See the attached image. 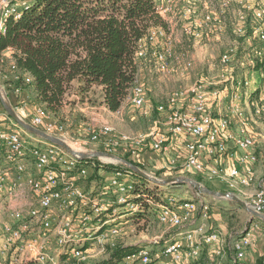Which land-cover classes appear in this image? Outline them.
Masks as SVG:
<instances>
[{
  "label": "built area",
  "instance_id": "1",
  "mask_svg": "<svg viewBox=\"0 0 264 264\" xmlns=\"http://www.w3.org/2000/svg\"><path fill=\"white\" fill-rule=\"evenodd\" d=\"M155 9L166 26L152 28L139 42L135 56L139 66L154 62L159 72L186 78L194 63L184 59L185 53L178 56L176 35L196 46L219 43L232 10L236 14L230 23L232 33L236 41L251 49L242 55L239 46L228 45L221 51L219 64L214 65L216 77L203 75L156 106L147 86L137 77L127 100L144 116H151L153 110L159 115L153 131L142 142L150 139L153 151L176 148L182 152L162 171L193 173L224 186L227 193L244 199L253 211L264 215V184L251 197L247 198L246 192L253 183L259 157L242 105L249 99L246 94V100L242 98L241 90L250 91L254 83L236 75L238 67L249 70L264 62V0H155ZM20 14L18 4L0 1V36L6 33L7 20ZM5 66L13 73L12 80H19L16 64L0 58V72ZM23 81L30 85L33 78L24 75ZM13 91L22 92L19 87ZM251 105L256 117L264 116V92ZM26 122L68 143L65 126L43 106L36 107ZM111 131L88 130L93 141ZM120 140L126 147L130 138L124 135ZM94 159L103 165L122 166L105 158ZM89 160L93 159L82 160L27 132L0 110V264L4 259L7 264H104L109 261V248L126 246L118 240L134 235L135 216L145 211L149 200L137 193L138 184L124 171L108 173L98 191H87L83 180L97 166L94 161L87 164ZM166 199L156 205V217L167 233L116 264H201L211 246L212 264H226L227 258L229 264H247L257 223L252 222L247 232L236 238L230 234L227 240L221 230L207 227L213 209L207 200L174 195Z\"/></svg>",
  "mask_w": 264,
  "mask_h": 264
},
{
  "label": "trees",
  "instance_id": "2",
  "mask_svg": "<svg viewBox=\"0 0 264 264\" xmlns=\"http://www.w3.org/2000/svg\"><path fill=\"white\" fill-rule=\"evenodd\" d=\"M8 1L18 4L21 12L19 18L7 20L6 33L0 36V58L17 66L19 80H11V85L21 90L22 86H32L36 102L59 119L64 118L62 113L69 103L104 105L118 112L137 79L139 65L135 56L139 42L152 28L166 26L156 14L155 0ZM8 52L11 58L6 56ZM253 70L264 75V62ZM24 75L31 76L33 83L26 85ZM259 80L251 96L253 105L264 91V76ZM92 161L97 166L86 179L92 186H98L99 179L105 180L101 175L103 166L109 173L124 169L121 165H103L97 159L86 163ZM197 180L203 182L200 177ZM137 193L147 194L140 186ZM135 218L143 216L139 214ZM135 251L136 248L121 244L109 248V261L104 264H116ZM262 263L263 258L258 259L257 264Z\"/></svg>",
  "mask_w": 264,
  "mask_h": 264
},
{
  "label": "rangeland",
  "instance_id": "3",
  "mask_svg": "<svg viewBox=\"0 0 264 264\" xmlns=\"http://www.w3.org/2000/svg\"><path fill=\"white\" fill-rule=\"evenodd\" d=\"M229 38L231 39L230 40L231 43H229V45L231 44V45L239 46L242 55L249 54L251 48H249V46L243 45V43L239 40L236 41V36L232 32ZM184 40L185 41L181 45L182 47L178 46L176 50L178 56H180V53H185L183 57L184 59L187 60L188 58L190 59L192 57V55L195 53L196 48L198 47L206 48V47L214 46V44L212 43H210L207 46L204 45L196 46L193 41H189L186 39ZM227 47H228L227 43H225L223 46L217 45V47H214L213 59H215V62L217 64H219V60H220L219 54H221L220 52ZM200 57L202 61L204 60L202 65H207L208 61L212 60L211 58H203L202 55ZM200 57L198 55V57L195 58L197 63H199L198 60ZM141 67L144 68V70L146 71L149 70L152 71L150 77L153 78V80H155L156 77H159V74L163 78H165L164 76H174L178 78V76L176 75H167L162 72H159L154 62L152 63L145 62L141 64ZM204 67L205 70L202 73L203 75H205L206 77L217 76L216 75L217 71H215L214 74H212L209 73V71H207L206 66ZM188 72H191V70L189 69ZM236 75L239 79L248 80L254 83L253 87L250 90L251 96H252V92L255 91V89L259 84L260 81L259 79H261L260 77H263L260 74L256 75V72L253 70V68L249 70L248 69L245 70V68L243 67H238ZM13 77L14 75L13 73L9 72L8 67H5L4 71L0 72V88L4 90V93L9 98L10 102H11L10 97L12 96L10 94V92L12 91V87H11L12 85L10 81L13 79ZM200 77L201 75L198 76V78ZM153 80H150L149 82L151 87L155 86V84H152ZM171 81L174 82L173 86L176 87L174 90L171 88V91L176 92L179 89L180 83L182 82H177L176 80L175 81L171 80ZM145 85L147 86V84ZM22 90L23 91L26 90L29 97V99L27 100L29 101L28 102L22 101V104H20V108L25 109L27 106L28 107L36 106L38 104L36 102V94H33L32 91H30V89L25 86H22ZM247 92L248 90L246 88H243L241 90L243 96ZM70 100H73V98L71 97ZM246 101L247 103L245 104L243 101L242 105L246 115V120L256 137L255 150L259 157L258 164L256 165L255 168L254 180L252 183L253 186L252 189L254 190V194H255L256 191L259 189L260 185L264 184V116L256 117L254 114L253 107L251 105L252 101L251 102H249V100ZM17 102H19V100ZM11 104L13 103L11 102ZM1 105L2 103L0 99V106ZM62 115L64 117L63 119L61 118L59 119L57 117L56 119H58V121L65 126L69 134L67 141L72 147H74V149L83 150L89 153H93L97 151H105L108 149H116V151L113 154L128 162H131L133 166L147 173L153 178H156L162 182L172 178H181L182 181H185L183 183L169 185L164 183L156 184L149 180L143 181L135 176H134L135 178L133 177L136 183L138 184V187L139 186L143 187L144 191H146L147 193L145 196L146 199L149 200L147 202V206L149 207V213L147 214L146 211H144L143 214H141L143 218H139L137 221L136 220L133 221V224L136 225L135 226L136 232L131 238L128 239L129 241L126 240L125 243L129 245L130 244L133 245L137 243L138 246H129L128 247L129 249L131 247L140 249L141 246L143 247L149 245L159 235L163 233H167L166 229L159 224L156 217L157 211L159 209L158 206L156 205L164 204L167 200L166 199L167 195H171V196L174 195L176 197H182V198H192L193 196L194 197L200 196L205 200H207L213 208L211 213L212 215L211 219L208 221V223H206L207 227L209 229L221 230L224 233V238L227 240H229L230 234H232L233 237L236 238L237 236H240L243 231L249 229L250 225L248 221L251 218V214L247 212L246 209H244L234 201L204 195L200 193L193 186L192 182L201 183L206 188L216 192H227L224 186H219L216 185L215 183L208 182L203 178H202L203 182H200L197 180V178H199L200 176L193 173H176L177 171L174 170L164 172L162 170L159 171L158 169L155 168L145 167L143 164L140 163V161L137 159L138 154H140L141 151H143V149L150 150L149 143L151 140L145 138L144 141L145 143L142 141L145 136H147L153 131L155 127V122L159 119V115L155 110H153L151 116L148 117L144 116L139 112V110L133 107L131 101L128 100L125 101L123 107L118 112H112L104 105L92 106L90 103H86V104H78L74 106L73 104L70 105L69 103L67 107H65ZM28 119H26V121ZM89 129L95 130L96 132H101V131L105 132L107 129H112V131L107 132L106 135L104 134L103 137L100 138L98 141H93L92 136L88 132ZM124 135L130 138V141L128 142L129 144L126 147H124L126 144L120 140V138ZM24 136L26 135L24 134ZM110 141L112 142L110 143ZM113 142H116V145H113ZM122 167L124 168L122 169V171L124 172H134L132 169L126 168L125 166ZM101 169H102L101 170L102 176L110 172V171L109 172L104 171L105 170L104 166ZM92 174L93 171H91L90 176ZM103 180L104 179L102 180L99 179L96 181V183H98V186L94 184L92 186L89 180H83V182L85 183L84 187L89 192L92 190L93 191L95 190L94 192H96L98 191V188L101 186L102 184L101 182H104ZM144 216H148V217L150 216V218L147 219ZM254 221H258V219H255ZM259 225L261 228L264 229V220H261ZM169 235H173V233L166 234V237ZM260 258H263L262 264H264V255ZM104 260L106 261L107 257H105Z\"/></svg>",
  "mask_w": 264,
  "mask_h": 264
},
{
  "label": "crops",
  "instance_id": "4",
  "mask_svg": "<svg viewBox=\"0 0 264 264\" xmlns=\"http://www.w3.org/2000/svg\"><path fill=\"white\" fill-rule=\"evenodd\" d=\"M235 16H236L235 11L232 10L229 13L228 17H227L228 27H226L225 31L223 32V34L221 36V41L219 43L214 44V46H212V47H206V48H199L198 47V48L195 49V53L190 58V59L193 60L194 66H193V68L190 69L191 72L188 73L189 75L186 78H182L181 79L180 77L176 78L174 76H164L165 78H163L159 74V77H156V79L153 80V78L150 77L152 71L151 70L146 71V70H144V68L141 67V65L139 66L137 77L143 83L147 84V88L149 90V97H150V100H151L153 105H155V104L156 105L157 104L160 105V104L166 103L168 98H169V96L172 93H174V91L173 92L171 91V88L174 90L176 87L173 86L174 82H172L171 80H173V81L176 80L177 82H182V83H180V86H179V89H178V90H180V89L187 88L193 82L198 80L199 79L198 78L199 75H201V77H202L203 76L202 73L205 70L204 66H206V69H207V71H209V73L214 74V72L217 71L214 68V65L216 64L215 59H213L214 58V47H217V45L223 46L225 43H227L229 45V43H231V41H230L231 39L229 38L230 35H231V32H232V29L230 27V25H231L230 23H231L232 19H234V18L236 19ZM184 41L185 40L182 39L179 34H177L176 35V49L178 48V46L182 47L181 45H182V43ZM243 45H245V43H243ZM198 55H199V57L202 55L203 58H211L212 60H209L207 65H202L204 60L202 61L201 57L198 60L199 63H197V61L195 60V58L198 57ZM6 56L8 58H11V53L8 52L6 54ZM150 80H153L152 84H155V86H152V87H154V88L151 87V85L149 83ZM165 80H166V82H165ZM170 85H172V86H170ZM28 88L30 89V91H32L33 94H35V92L33 91L32 86H28ZM10 94L12 95V96L10 95L11 96L10 97L11 102L13 103L12 105L17 111H19L18 114L22 118H26V119L29 118L30 119L31 116L34 114L36 107L43 106L41 104H37L36 106H33V107L32 106L31 107L27 106L25 109H21L20 108V104H22V101H25V102L29 101V100H27V99H29V97H28V94H27L26 90H24L20 94H16L15 92H13V87H12V91L10 92ZM244 96H245V94H244ZM244 96L242 94V98L243 99H245ZM246 99H249V102H251L252 99H251L250 91H248L246 93ZM18 100H19V102H17ZM244 103L246 104L247 101H244ZM0 110H1V108H0ZM53 118L56 119L55 117H53ZM56 120L58 121V119H56ZM80 135H81V132H80ZM181 154H182V152L179 151L176 148H172L168 152H158V151H153L151 149L150 150L143 149V151H141V153L138 154L137 159L145 167L155 168V169H158L159 171H161L162 167L165 164L169 163L171 159H175V158L179 157ZM108 175L109 174H106V175H103V176L107 179ZM82 185L84 186V183H82ZM216 185H219V184H216ZM252 187L253 186L251 185V186L247 187V189H246L247 198L251 197L254 194V190L252 189ZM192 198H197V197L193 196ZM257 222L258 221H253V223H257ZM257 224L259 225V223H257ZM126 229H128V228H126ZM129 238H131V237H129V236H128V238L121 237L118 241L120 243H122V242H125L126 240H128ZM125 244H126L125 247H129V246L132 245V244L129 245L127 243H125ZM213 250H214V247H212V246L207 249L204 258L202 259L201 264H212V261H213ZM263 255H264V229L261 228L260 225H259L258 228L255 230V236H254L253 243H252L250 249L248 250L247 264H257L258 259H260V257H262ZM2 261H3V259H2ZM6 261L7 260L4 259V261H3L4 264H7ZM226 264H229V259L228 258L226 260Z\"/></svg>",
  "mask_w": 264,
  "mask_h": 264
},
{
  "label": "water",
  "instance_id": "5",
  "mask_svg": "<svg viewBox=\"0 0 264 264\" xmlns=\"http://www.w3.org/2000/svg\"><path fill=\"white\" fill-rule=\"evenodd\" d=\"M0 99H1V103L2 106L4 108V110L10 115V117L23 129H25L27 132L40 137L50 143H53L57 146H60L64 149H66L67 151H69L71 154H73L76 157L81 158L82 160H88V159H94V158H105L108 160H112L114 162L120 163L122 164V166H125L126 168L132 169L134 171V173L144 177L145 179L152 181L153 183L156 184H177V183H183L185 181H182L181 178H172L169 179L167 181H160L156 178H153L152 176L148 175L147 173L139 170L138 168H136L135 166H133L131 164V162H128L114 154L111 153H106V152H102V151H97V152H93V153H83V152H76L74 151L71 146L64 140L60 139L59 137L56 136H52L49 135L47 133H45L44 131H42L41 129H38L32 125H30L29 123H27L22 117H20V115L17 113V111L15 110V108L12 106L9 98L6 96V94L4 93V90L0 88ZM193 186L202 194L207 195V196H212L215 198H223V199H228L230 201H234L237 204H239L241 207H243L244 209L247 210V212H249L251 214V218L249 219L248 223L249 225L255 220V219H260V220H264V215L258 214L255 211H253L248 204L240 199L238 196L234 195L233 193H227V192H216L213 190H210L208 188H206L204 185H202L201 183H196V182H192ZM180 187V186H179ZM247 232V229L245 231V233Z\"/></svg>",
  "mask_w": 264,
  "mask_h": 264
},
{
  "label": "bare ground",
  "instance_id": "6",
  "mask_svg": "<svg viewBox=\"0 0 264 264\" xmlns=\"http://www.w3.org/2000/svg\"><path fill=\"white\" fill-rule=\"evenodd\" d=\"M70 146H71V145H70ZM71 148L74 149V147H72V146H71ZM74 150H77V149H74ZM77 151H79V150H77Z\"/></svg>",
  "mask_w": 264,
  "mask_h": 264
}]
</instances>
